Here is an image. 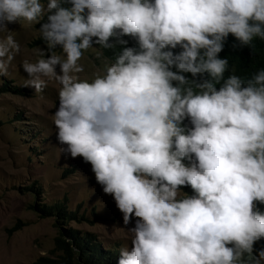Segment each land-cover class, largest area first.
Masks as SVG:
<instances>
[{
  "label": "clouds",
  "instance_id": "obj_1",
  "mask_svg": "<svg viewBox=\"0 0 264 264\" xmlns=\"http://www.w3.org/2000/svg\"><path fill=\"white\" fill-rule=\"evenodd\" d=\"M20 20L40 24L47 45L23 62L25 86L61 85L63 153L91 164L126 226L137 218L118 264H247L245 254L264 264V70L242 86L218 56L229 34L264 39V0H0V31ZM125 36L139 51L113 62L102 47ZM94 45L112 64L89 82L78 62ZM19 51L12 35L0 40V75ZM182 73H207L219 90L208 79L199 94L174 86L190 83Z\"/></svg>",
  "mask_w": 264,
  "mask_h": 264
},
{
  "label": "rangeland",
  "instance_id": "obj_2",
  "mask_svg": "<svg viewBox=\"0 0 264 264\" xmlns=\"http://www.w3.org/2000/svg\"><path fill=\"white\" fill-rule=\"evenodd\" d=\"M39 28L38 23L20 20L0 31V40L12 35L20 45L7 73L0 75V264H32L40 255L53 256L55 236L61 233L70 240L67 229L89 233L106 254L119 260L122 248L131 250L128 229L137 218L126 226L113 196L97 183L91 164L63 153L66 145L57 140L54 124L61 85L51 79L40 93L25 86L29 77L23 62L39 59L36 48L47 49L34 42ZM54 52L64 58L61 47ZM78 63L84 69L79 79L89 82L112 64L95 45ZM58 201L76 213L74 219L43 215L35 206Z\"/></svg>",
  "mask_w": 264,
  "mask_h": 264
},
{
  "label": "trees",
  "instance_id": "obj_3",
  "mask_svg": "<svg viewBox=\"0 0 264 264\" xmlns=\"http://www.w3.org/2000/svg\"><path fill=\"white\" fill-rule=\"evenodd\" d=\"M70 6V5H65ZM47 13L41 18L40 23L46 21ZM125 40L128 41L127 45H119L114 49H105L102 46L103 52L109 56L113 62H115V57L118 55L123 47H135L139 51V46L134 39L128 40L125 36ZM35 43L44 45L46 42L42 39L41 35L35 40ZM60 46H57L59 49ZM182 49L178 46L172 51L174 53L180 52ZM203 52V50H201ZM219 58L227 59L228 66L225 72H229L231 75L235 74L239 76L244 82L242 86H247L248 80H250L256 73L260 70H264V39L259 36L254 37L249 45H243L238 41L232 34L227 37L223 51L218 54ZM172 71H177L175 68ZM189 80L188 85H179V82L173 81L174 86H180L182 89L187 87H192L194 93L199 94L201 89L195 86L196 83L202 82L204 79L212 80L211 76L207 73L203 75H197L193 77L191 73H182ZM217 90H219L218 83L212 80ZM184 163H188L185 159ZM181 190L183 195L188 196L194 195L191 186H182ZM181 195L178 198H182ZM38 207L43 215H55L60 219H74L76 213L65 208L61 202H55L51 205L40 204L35 205ZM256 208L264 212V204L256 202ZM67 235L70 240H66L61 233L55 236L54 246L52 248L53 256L40 255L38 256L32 264H118V259H113L106 251L96 242L90 239L89 233H79L74 229H67ZM264 247V241L255 245V248L259 249ZM255 255V253H253ZM244 261L247 264H251L248 254H245Z\"/></svg>",
  "mask_w": 264,
  "mask_h": 264
}]
</instances>
